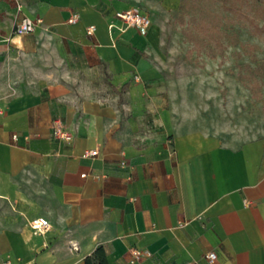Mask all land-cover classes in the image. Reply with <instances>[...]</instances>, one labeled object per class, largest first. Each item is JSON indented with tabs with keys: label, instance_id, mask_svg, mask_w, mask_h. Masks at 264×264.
<instances>
[{
	"label": "crops",
	"instance_id": "1",
	"mask_svg": "<svg viewBox=\"0 0 264 264\" xmlns=\"http://www.w3.org/2000/svg\"><path fill=\"white\" fill-rule=\"evenodd\" d=\"M179 3L0 0L18 81L0 101V264H84L97 246L109 264H264V125L224 134L189 111L192 81L165 75L157 47ZM128 8L145 34L116 18ZM23 16L40 22L14 33ZM134 247L150 255L132 262Z\"/></svg>",
	"mask_w": 264,
	"mask_h": 264
},
{
	"label": "rangeland",
	"instance_id": "2",
	"mask_svg": "<svg viewBox=\"0 0 264 264\" xmlns=\"http://www.w3.org/2000/svg\"><path fill=\"white\" fill-rule=\"evenodd\" d=\"M181 1L164 17L157 47L165 75L191 79L189 111L224 134L264 125V33H254L251 22L229 8L238 7L264 26V0ZM17 82L9 73L7 54L0 52V101L14 93ZM215 89L218 102L209 97L207 111H201L207 106L202 90L209 96Z\"/></svg>",
	"mask_w": 264,
	"mask_h": 264
},
{
	"label": "built area",
	"instance_id": "3",
	"mask_svg": "<svg viewBox=\"0 0 264 264\" xmlns=\"http://www.w3.org/2000/svg\"><path fill=\"white\" fill-rule=\"evenodd\" d=\"M116 18L120 19L122 24L125 26H130L136 28L141 34H145L151 24L148 15L142 13L137 8H128L125 10H118L115 12ZM78 19V13H72L68 17V22L73 23ZM40 22V18L33 19L29 16H23L17 20L13 26V32L17 34L32 32L35 29L37 23ZM112 26V23L110 24ZM95 30V26L90 24L86 27V32L92 34ZM52 134L54 137L69 141L72 139V133L63 127L59 121H54L52 124ZM98 152L97 149H88L84 151L85 156H93ZM29 225L36 232H44L49 228V221L43 216H35L29 220ZM130 253L132 255L131 261H138L143 258H147L150 253L147 250H142L139 248H131ZM205 257L209 262H213L216 257L214 251H209L205 254ZM186 264H191L187 262Z\"/></svg>",
	"mask_w": 264,
	"mask_h": 264
},
{
	"label": "trees",
	"instance_id": "4",
	"mask_svg": "<svg viewBox=\"0 0 264 264\" xmlns=\"http://www.w3.org/2000/svg\"><path fill=\"white\" fill-rule=\"evenodd\" d=\"M181 3L182 1L180 0L179 6ZM229 8L236 12L240 17H242L246 21L251 22V24L253 25L252 31L254 33H264V26L256 25L252 20H250V18L247 16V14H245V12L240 10L238 7H235L234 5H231ZM179 23H184V18L182 16L179 17ZM184 33L189 39H194L193 34L189 30H184ZM84 264H109L104 248L102 246L95 247L90 254H87L84 257Z\"/></svg>",
	"mask_w": 264,
	"mask_h": 264
}]
</instances>
